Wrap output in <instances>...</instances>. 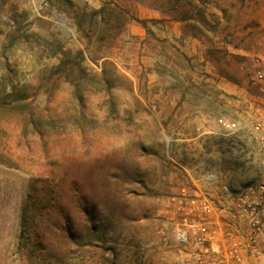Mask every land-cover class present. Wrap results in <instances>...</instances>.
<instances>
[{"label": "rangeland", "instance_id": "1", "mask_svg": "<svg viewBox=\"0 0 264 264\" xmlns=\"http://www.w3.org/2000/svg\"><path fill=\"white\" fill-rule=\"evenodd\" d=\"M66 1L0 0V99L22 101H0V264H23L28 196L47 264H178L167 198L182 189L238 234L228 192L256 179L258 146L217 120L249 129L264 111L249 72L258 4ZM77 52L85 76L55 69ZM32 115L42 135L23 130Z\"/></svg>", "mask_w": 264, "mask_h": 264}, {"label": "built area", "instance_id": "2", "mask_svg": "<svg viewBox=\"0 0 264 264\" xmlns=\"http://www.w3.org/2000/svg\"><path fill=\"white\" fill-rule=\"evenodd\" d=\"M253 1L260 8L263 24L255 40L256 54L249 72L254 84L264 85V0ZM217 123L228 135L239 130L233 121L220 118ZM249 135L258 146V177L228 192L244 232L235 234L222 229L214 222L211 202L203 195L187 194L182 189L167 198L177 217L173 239L178 264H264V111L252 123ZM209 178L213 179V175Z\"/></svg>", "mask_w": 264, "mask_h": 264}, {"label": "trees", "instance_id": "3", "mask_svg": "<svg viewBox=\"0 0 264 264\" xmlns=\"http://www.w3.org/2000/svg\"><path fill=\"white\" fill-rule=\"evenodd\" d=\"M52 1V0H49ZM56 2L66 4V0H55ZM104 8H101L99 12H103ZM77 30L80 27V22L76 23ZM83 60V56L81 52H77L73 56L64 53L60 62L56 65V70H61L66 72L67 75L75 74L76 78H80L85 76V70L81 66V61ZM70 82H73V79H69ZM75 83V82H74ZM75 87V95L77 98H80V87L78 81L74 84ZM2 99V100H1ZM0 101L5 103L6 105H14L16 104L18 107L21 106L22 101H20L21 97L18 94L14 95L13 91L6 94V97L1 98ZM42 119L31 116L30 120L24 121L23 126L32 130V132H36L39 135H42L45 132L46 124L45 122H41ZM33 199L28 196L25 204L22 206L20 210V219H19V234H18V243H17V254L23 264H47L48 262L39 254L38 246L34 243V222L32 219V206ZM90 234L93 236L95 233L91 231ZM70 237V236H68ZM88 244L87 242H83V245Z\"/></svg>", "mask_w": 264, "mask_h": 264}, {"label": "crops", "instance_id": "4", "mask_svg": "<svg viewBox=\"0 0 264 264\" xmlns=\"http://www.w3.org/2000/svg\"><path fill=\"white\" fill-rule=\"evenodd\" d=\"M238 126H239V130L236 132V134L245 133V132H248V134H249V131H250V128H251L252 124H251V126H250L249 129H247L245 127H240L239 124H238ZM246 130H248V131H246ZM257 177H258V175H257ZM257 177H256V179H257ZM214 222L216 223L215 219H214ZM242 228H244V225H243L242 222H239V230H238V233L242 234L244 232V230Z\"/></svg>", "mask_w": 264, "mask_h": 264}]
</instances>
